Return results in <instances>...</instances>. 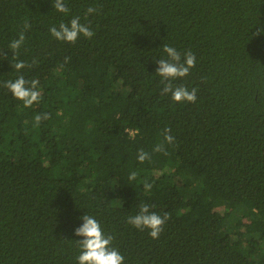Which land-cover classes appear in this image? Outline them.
Instances as JSON below:
<instances>
[{
    "label": "trees",
    "instance_id": "1",
    "mask_svg": "<svg viewBox=\"0 0 264 264\" xmlns=\"http://www.w3.org/2000/svg\"><path fill=\"white\" fill-rule=\"evenodd\" d=\"M53 2L0 0V264H78L86 213L124 264H264V0ZM76 16L91 39L51 36ZM163 44L195 54L173 81L195 103L161 94ZM21 74L39 81L28 108L3 87ZM145 204L170 216L157 239L126 222Z\"/></svg>",
    "mask_w": 264,
    "mask_h": 264
},
{
    "label": "clouds",
    "instance_id": "2",
    "mask_svg": "<svg viewBox=\"0 0 264 264\" xmlns=\"http://www.w3.org/2000/svg\"><path fill=\"white\" fill-rule=\"evenodd\" d=\"M53 7L59 13L68 14L70 11L66 6L65 0H54ZM94 13H97V9L90 6L86 10L85 17ZM23 28L24 31L20 32L19 37L13 39L8 45L13 55V60L16 61L14 63L12 62L11 66L17 72L29 66L24 61L16 60V57L19 55V49L25 42V32L31 28V24L27 19L25 20ZM49 32L56 40L67 43H75L81 35L88 39H91L95 35L94 31L91 30L90 24L81 23L79 16L73 17L68 23H60L58 28L52 26ZM162 48L167 59H159L156 69V75L161 78L160 82L163 85L161 94H170L171 99L177 103H195L197 100V88L193 87L189 91L183 85L177 86L173 84V81L189 75L190 69L195 67V54L187 51L182 56L176 48L167 44H163ZM3 58L6 59L7 57ZM32 63L36 64L37 61L33 60ZM38 84V80H27L21 74L15 80L4 82L3 87L8 89L15 99L21 101L24 107L28 108L40 100V92L37 90ZM47 119H50L49 113L37 114L34 117V126H39L42 120ZM170 132V128L164 129V141L167 144H173L175 142V138L170 135ZM154 151L164 152L166 154L163 143L156 145ZM150 158L149 153L143 149L137 154V159L140 163ZM136 177V172L130 173L129 181L135 180ZM143 187L145 190H151L152 184L145 182ZM80 219L83 223L74 230L76 237H82V239L75 240L80 249L79 255L76 257L78 264H124L125 257L120 254L117 248L112 246L113 236L104 233L99 221L87 213L80 217ZM169 219L170 216L167 213L161 216L155 212H150L149 206L145 204L141 206L138 214L128 216L126 222L138 230H148L149 236L157 239Z\"/></svg>",
    "mask_w": 264,
    "mask_h": 264
}]
</instances>
